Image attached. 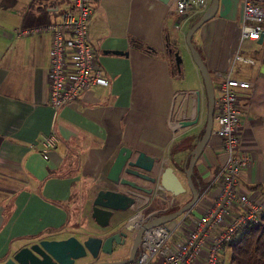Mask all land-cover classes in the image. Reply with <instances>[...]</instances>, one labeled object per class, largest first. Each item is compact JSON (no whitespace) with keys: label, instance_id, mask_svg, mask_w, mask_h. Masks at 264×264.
Returning a JSON list of instances; mask_svg holds the SVG:
<instances>
[{"label":"crops","instance_id":"crops-1","mask_svg":"<svg viewBox=\"0 0 264 264\" xmlns=\"http://www.w3.org/2000/svg\"><path fill=\"white\" fill-rule=\"evenodd\" d=\"M6 1L3 7L0 0V261L27 240L74 235L68 231L73 210L79 213L90 207L99 189H123L105 178L120 146L158 158L155 174L168 165L185 186L180 158H187L200 138L206 113L203 82L184 42L201 13L177 29L174 0L166 4L90 0L88 38L107 83L83 90L75 101L52 110L46 77L49 33L16 35L15 30L35 25L29 23L44 13L47 21L42 23L56 21L68 8V0ZM253 2L264 10V0ZM241 15L242 0H218L215 14L193 32L190 41L210 75L214 96L217 72L248 83L236 88L237 150L250 157L238 175V189L254 200H264V31L259 41L239 42ZM134 41L140 47L132 45ZM174 47L183 49L180 57L188 65L186 72L180 67L177 71L169 59ZM181 94L194 103L195 115L186 107L175 109ZM182 120L195 122L178 127ZM48 132L57 142L43 158L37 142ZM186 136L190 144L172 154L174 142ZM223 156L221 140L210 135L192 169L193 184L202 185V190L187 213L189 219L209 204L215 186L207 188V184ZM171 159L177 169L169 164ZM188 192L185 186L175 198ZM171 197L159 192L156 203L162 206L151 207L153 218L170 206ZM123 213L125 220L115 231L123 228L132 211L115 214Z\"/></svg>","mask_w":264,"mask_h":264},{"label":"built area","instance_id":"built-area-1","mask_svg":"<svg viewBox=\"0 0 264 264\" xmlns=\"http://www.w3.org/2000/svg\"><path fill=\"white\" fill-rule=\"evenodd\" d=\"M173 2L177 29L208 5L207 0ZM91 14L90 0H68V8L56 21L15 30L16 35L49 33L46 77L48 105L52 110L75 101L83 90L107 83L88 38ZM263 22L264 10L253 0H242L239 42L257 40L264 31ZM236 58L247 62L240 56ZM215 81L211 135L221 140L224 156L217 173L207 184V188L215 186L213 196L205 209L192 219L185 212L173 227L168 223L145 226L133 259L125 264H227L219 259L223 246L242 227L264 216V200H254L238 189V175L250 157L237 150L240 121L236 88H246L248 83L222 72L215 74ZM56 142L53 132L40 136L37 144L43 158H47V150ZM160 191L158 183H154L150 193H136L130 207L132 214L123 226L131 235L153 219L151 203L158 199ZM232 209H235L233 213ZM176 230L181 232L180 236L175 234Z\"/></svg>","mask_w":264,"mask_h":264},{"label":"water","instance_id":"water-1","mask_svg":"<svg viewBox=\"0 0 264 264\" xmlns=\"http://www.w3.org/2000/svg\"><path fill=\"white\" fill-rule=\"evenodd\" d=\"M167 3L169 0H160ZM218 0H209L205 10L198 17L196 22L192 24L185 33L184 42L189 50L192 62L196 66L204 88L206 113L203 133L195 143L194 147L189 151L187 158L183 160V173L185 176V186L190 191V199L173 212L161 214L154 217L150 222L144 223L136 232L131 235V247L126 258L117 261H100L90 264H125L133 259L138 239L141 231L145 226L167 223L176 219L178 216L188 212L200 197L197 190L193 187L191 181V173L195 161L202 152L203 147L207 143L213 122L214 109V92L210 75L202 63V60L190 41L193 32L207 19L212 17L217 8ZM261 35L258 38L260 39ZM116 54H125L120 51H113ZM174 59L175 68L179 71L180 57L178 53ZM187 97V98H186ZM186 107L191 114H196V106L188 100L186 94H181L176 101L175 109ZM195 122V121H194ZM193 121L182 120L177 122L178 127L190 126ZM158 158L146 154L141 150H134L127 146H120L108 167L105 178L114 185L124 186L123 189H99L90 204V217L100 227L107 226L109 218L114 213L122 212L130 209L137 192L150 193L154 183H158L161 191L171 194L170 206L173 199L180 193L185 191V186L173 169L164 165L157 174L153 173ZM147 182L149 186H143L140 182ZM128 229L121 228L105 237L85 236L80 239L74 235L64 238H37L34 241L23 244L19 248L12 251L11 255L0 264H75V261L89 254L95 258L99 250L107 252L112 242L122 245L125 238L129 236Z\"/></svg>","mask_w":264,"mask_h":264},{"label":"rangeland","instance_id":"rangeland-1","mask_svg":"<svg viewBox=\"0 0 264 264\" xmlns=\"http://www.w3.org/2000/svg\"><path fill=\"white\" fill-rule=\"evenodd\" d=\"M182 50L181 48H178V47H174L172 52L169 54V59L173 62L175 57L177 55H175V52L178 53V56L180 57V53H182ZM181 59V57H180ZM179 67L182 71L186 72L188 69V65L186 66L185 63H183L182 59L180 61V64H179ZM190 141H191V138L186 136V137H181L180 139L176 140L174 142V144L172 145V148H171V153L173 154L174 151H178V149H180L182 146H186L188 144H190ZM175 161H173L172 159L169 161V164L174 167V169H177L178 168V164H174ZM180 163L179 164L180 166L183 165V159L180 158ZM188 195H180L179 197L177 198H174L173 199V205L171 204V206L168 207V210H172L174 207H176L177 205L181 204L182 202L186 201L188 198L190 199V191L187 193ZM93 197L91 198L90 202L92 201ZM81 203H83V200H80ZM91 204V203H90ZM162 205L160 204H157V203H154L152 208L155 209V208H159L161 207ZM88 209V212L85 211V209ZM89 206H84L82 209V212H75L74 210L72 211L73 214L71 217V221L72 223H70V226H72L74 229H72V227L69 228V233L71 234H74L78 237H80V239L84 238V234L86 236H94V237H101V236H104L108 233H111L113 231H115V229H117V225L119 223H122L124 220H125V214H115L114 215H111L110 218H109V222L107 224V226L105 227H100L98 226L93 220L92 218L90 217V210H89ZM75 213L78 214V219L76 218V216L74 215ZM87 214V216L85 215ZM161 215V214H159ZM116 216V217H115ZM181 217V216H178L176 219L174 220H171L168 222V226L169 227H173L175 222L177 221V219ZM84 221V222H83ZM83 222V223H82ZM179 233V230H176L175 234H178ZM239 236V233L236 234L232 239L235 240L237 239V237ZM130 243V239L129 237L127 236L125 238V242H124V245L121 246V254H124V252L128 251L129 249V244ZM228 253H229V248L227 245L224 246V249H223V253L220 254L219 256V259L221 260H226L227 257H228ZM90 260L88 258H84V259H81V263H84V264H87V262H89Z\"/></svg>","mask_w":264,"mask_h":264},{"label":"trees","instance_id":"trees-1","mask_svg":"<svg viewBox=\"0 0 264 264\" xmlns=\"http://www.w3.org/2000/svg\"><path fill=\"white\" fill-rule=\"evenodd\" d=\"M6 0L3 2V7H7ZM47 21V15L37 16L29 24H38ZM135 47H140L136 41L132 42ZM204 123L201 126L200 136L203 133ZM199 136V137H200ZM193 175L191 174V181L193 184ZM193 187L200 194L202 185L197 188ZM225 245L229 248L228 257L225 261L227 264H264V216L260 217L254 224H249L242 227L239 231L237 239H231ZM224 245V246H225ZM222 260V259H221Z\"/></svg>","mask_w":264,"mask_h":264},{"label":"flooded vegetation","instance_id":"flooded-vegetation-1","mask_svg":"<svg viewBox=\"0 0 264 264\" xmlns=\"http://www.w3.org/2000/svg\"><path fill=\"white\" fill-rule=\"evenodd\" d=\"M153 173H155L154 171H153ZM113 186V185H112ZM119 186V188H124V186H121V185H118ZM110 189H117L115 186H113V187H110ZM191 197V196H190ZM189 200V198L186 200V201H184V202H182L181 204H179V205H177L176 207H174L172 210H168V208L165 210V211H163L161 214H166V213H170V212H173L174 210H176L177 208H179L181 205H183L185 202H187ZM156 201H157V199L156 200H153L152 201V203H151V207L153 206V204L154 203H156ZM172 205H173V203H172ZM153 209V208H152ZM156 217V216H155ZM113 232H115V231H113ZM113 232H111V233H108V234H106V235H104V236H102V237H105V236H107V235H109V234H112ZM128 234H129V239H130V245H129V249H130V247H131V234H130V232H127ZM37 239V238H36ZM35 239H31V240H27V241H25L23 244H27L28 242H31V241H34ZM125 242V241H124ZM22 244V245H23ZM21 245V246H22ZM124 245V243L122 244V245H120V244H115L114 242H112V244H111V246H110V249H109V251H107V252H104V251H101V250H99L98 252H97V255H96V257L95 258H92L89 254H87L86 256H84V257H82V258H80V259H78V260H76L75 262H80V260L81 259H84V258H88L90 261L89 262H87V264H90V263H94V262H100V261H117V260H122V259H124V258H126V256L128 255V252H129V249H128V251H126V252H124V254H121L120 252H121V246H123ZM138 245V244H137ZM136 251H137V249H136ZM12 253V252H11ZM11 255V254H10ZM9 255V256H10ZM81 264H84V263H81Z\"/></svg>","mask_w":264,"mask_h":264}]
</instances>
